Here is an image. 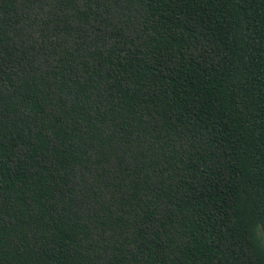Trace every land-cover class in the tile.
Here are the masks:
<instances>
[{"label": "trees", "instance_id": "16d2710c", "mask_svg": "<svg viewBox=\"0 0 264 264\" xmlns=\"http://www.w3.org/2000/svg\"><path fill=\"white\" fill-rule=\"evenodd\" d=\"M0 264H264V0H0Z\"/></svg>", "mask_w": 264, "mask_h": 264}]
</instances>
